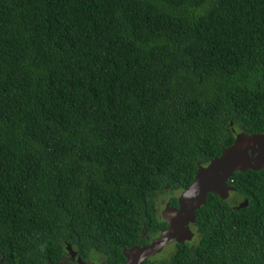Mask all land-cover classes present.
<instances>
[{
	"label": "trees",
	"instance_id": "obj_1",
	"mask_svg": "<svg viewBox=\"0 0 264 264\" xmlns=\"http://www.w3.org/2000/svg\"><path fill=\"white\" fill-rule=\"evenodd\" d=\"M240 132L264 133V0H0V264H124ZM227 184L142 264H264V170Z\"/></svg>",
	"mask_w": 264,
	"mask_h": 264
},
{
	"label": "water",
	"instance_id": "obj_2",
	"mask_svg": "<svg viewBox=\"0 0 264 264\" xmlns=\"http://www.w3.org/2000/svg\"><path fill=\"white\" fill-rule=\"evenodd\" d=\"M248 170H264V133L235 134L233 143L224 149L219 157L199 167L193 182L179 194L177 207L166 203L161 211V217L167 227L147 245L123 250L125 264H142L171 244L192 241L194 232L190 226L195 223V211L204 204L207 195L214 194L221 200H228L234 188L229 186L227 181L234 172L244 173ZM244 205L245 202L238 208ZM66 250L71 261L86 264L75 257V252L69 246Z\"/></svg>",
	"mask_w": 264,
	"mask_h": 264
},
{
	"label": "rangeland",
	"instance_id": "obj_3",
	"mask_svg": "<svg viewBox=\"0 0 264 264\" xmlns=\"http://www.w3.org/2000/svg\"><path fill=\"white\" fill-rule=\"evenodd\" d=\"M174 195H179V193H175ZM233 195L231 194L229 199H232ZM167 199H168V196H159L158 197V212L159 214L161 215V211L164 209L165 205H166V202H167ZM173 244L167 246L166 248L163 249V251L159 254H157L156 256H154L153 258L154 259H159V258H162V257H166L170 254V252L173 250Z\"/></svg>",
	"mask_w": 264,
	"mask_h": 264
},
{
	"label": "flooded vegetation",
	"instance_id": "obj_4",
	"mask_svg": "<svg viewBox=\"0 0 264 264\" xmlns=\"http://www.w3.org/2000/svg\"><path fill=\"white\" fill-rule=\"evenodd\" d=\"M179 196V195H178ZM167 203V202H166ZM191 228V227H190ZM192 230V229H191ZM98 264H102V263H98ZM104 264V263H103ZM125 264V263H124Z\"/></svg>",
	"mask_w": 264,
	"mask_h": 264
}]
</instances>
